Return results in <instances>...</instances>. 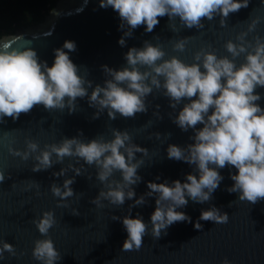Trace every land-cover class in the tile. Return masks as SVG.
I'll return each mask as SVG.
<instances>
[{"label": "clouds", "instance_id": "clouds-1", "mask_svg": "<svg viewBox=\"0 0 264 264\" xmlns=\"http://www.w3.org/2000/svg\"><path fill=\"white\" fill-rule=\"evenodd\" d=\"M98 3L101 8L110 7L118 14L121 47L137 28L143 26L146 33H152L165 17L167 29L174 34L167 39L174 53H184L193 39L180 35L184 29H195L197 34L214 31L215 22L219 29L231 28L234 35L223 42L226 54L218 53L211 42H205L192 50L189 61L166 52L161 43L153 42L159 38L154 36L151 41L144 40L141 47H128L123 54L125 64L119 68L101 65L102 84L89 79V70L70 58L69 53L76 51L74 41L65 40L61 47L53 49L54 58L49 65L34 47L22 43L20 36L14 39L17 43L7 36L0 37V124L5 118L16 121L37 107L48 113L66 110L72 114L79 110L78 101L82 99L95 110L92 119L105 112L109 121L135 119L137 114L148 112L147 98L159 93L172 110L167 113L171 122L183 132L191 129L194 133L189 137L192 143L167 144V158L187 163L192 171L185 174L183 182L148 181V191L137 196L133 186L142 180L138 171L144 166L143 157L149 149L134 143L127 129L115 127H110V138L100 133L92 139H82L83 132L77 130L76 136L61 137L58 142L45 143L43 147L26 137L22 149L9 142L8 153L21 161L31 159L32 172L48 170L54 164L64 165L65 158H72L80 165L68 163L52 173L64 177L62 184L55 181L49 184L51 194L58 198L57 208H68L69 198L82 195L71 185L76 176L83 175L85 166L94 168L95 179L102 185L89 201L97 209L106 207L105 201L119 207L128 200L132 201L128 206L130 213L133 207L146 204L147 197L155 196L150 223L139 213L135 217L111 215L112 220L122 222L127 232L123 251H139L146 235L157 240L178 222H191L197 230L203 228L199 221L227 223L229 214L210 203L224 179L220 171L224 168L229 169L233 181L225 190L238 197L229 207L237 201L256 204L264 200V107L258 103L264 96L257 91L264 89V0H260V6L246 20L235 24L229 23L230 16L247 8L250 0H98ZM152 107V115L162 120L160 105ZM152 124L148 120L140 127L146 129ZM16 130L2 132L0 137ZM161 136L160 132L149 133L150 138L157 140ZM69 169L73 176L66 175ZM10 178V173L0 169V184ZM159 179L157 176L156 180ZM40 186L33 180L24 190L35 188L36 195H40ZM189 200L210 205L201 210L195 222L178 210L186 207ZM70 214L81 215L78 208H73ZM31 222L40 234L33 240L32 259L39 264H56L62 254L49 235L50 229L58 224L54 211L42 210ZM5 253L9 257L23 255L14 244L0 238V260L5 259ZM220 264L231 261L224 257Z\"/></svg>", "mask_w": 264, "mask_h": 264}, {"label": "water", "instance_id": "water-1", "mask_svg": "<svg viewBox=\"0 0 264 264\" xmlns=\"http://www.w3.org/2000/svg\"><path fill=\"white\" fill-rule=\"evenodd\" d=\"M259 6L260 0H250L247 8L230 16L229 23L246 20L252 10ZM51 10L41 22L1 37L7 36L12 43H17L14 39L20 36L21 42L34 47L39 57L49 65L53 62V49L61 47L65 40L74 41L76 51L69 53L70 58L78 66H85L89 70V79L101 84L104 80L101 65L119 68L125 64L123 54L128 47H141L144 40L151 41L154 36L159 38L153 42L161 43L166 52L189 61L192 50L205 42H211L218 53L226 54L222 47L223 42L234 35L231 28L219 29L215 22L214 31L197 34L195 29H184L180 35L193 36V39L188 42L184 53H174L167 41L174 34L167 29L165 17L160 19L152 33H146L143 26L137 28L133 36L126 40V45L121 47L118 44L122 35L118 29V14L110 7L101 8L98 0H56ZM205 23L207 28V22ZM257 91L264 96V89ZM147 101L150 107L146 114H137L135 119L127 120L117 118L109 121L106 112L98 119H92L95 110L88 106L86 99L78 101L79 110L72 114L66 110L64 113H48L42 107H37L30 114L21 115L16 121L5 118V122L0 124V133L17 130L0 137L3 145L0 146V169L6 174L10 173L11 177L0 184V238L14 244L17 252L22 251L23 255L9 257L5 253V259L0 260V264H39L32 259L31 249L33 240L40 234L31 221L42 210L48 209L54 211L58 221L57 226L49 231L55 247L62 254V259L56 264H220L224 257L231 264H264V200L256 204L237 201L229 207L230 202L238 197L236 193L225 190L233 183L229 178L228 168L220 170L224 179L210 202L229 214L227 223L199 221L203 228L197 230L191 222H178L171 225L167 234L157 240L146 235L144 245L139 251H123L122 244L127 232L122 222L112 220L111 215L135 217L139 213L145 222L150 223V214L155 209V196L147 197L146 204L133 207L130 213L128 206L132 201L128 200L119 207L108 205L105 201L107 206L97 209L89 201L97 195L102 185L95 179L94 168L85 166L82 169L83 175L76 176L75 183L71 185L75 192L82 195L69 198L68 208H57L58 198L51 194L49 184L53 181L62 184L64 177H55L52 173L66 167L68 163L76 164V161L65 158L64 165L54 164L48 170L32 172L31 159L21 161L7 151L6 145L9 142L22 149L26 137L36 140L43 147L45 143L58 142L61 137L76 136L77 130L83 132L82 139H92L100 133L105 138H110V127L127 129L132 134L134 143L149 149L148 155L143 157L144 166L138 171L142 180L133 186L137 196L148 191V181L183 182L185 174L191 172L192 168L183 161L169 160L166 147L169 143L181 146L192 143L189 137L194 133L191 129L183 132L171 122L167 113L172 110L168 107L167 99L159 93L150 95ZM258 103L264 107V98ZM155 104L160 105L162 120H156L152 115V105ZM148 120L153 121L152 126L142 129L140 126ZM151 132H160L162 136L159 140L150 138ZM165 133H171L170 137L163 136ZM66 175L73 176L74 173L69 169ZM157 176L160 177L159 180H156ZM33 180L41 185L40 195H36L35 188L24 190ZM209 206L208 203L199 204L189 200L186 207L178 210L185 212L195 222L201 210ZM73 208H78L81 215H71Z\"/></svg>", "mask_w": 264, "mask_h": 264}, {"label": "trees", "instance_id": "trees-1", "mask_svg": "<svg viewBox=\"0 0 264 264\" xmlns=\"http://www.w3.org/2000/svg\"><path fill=\"white\" fill-rule=\"evenodd\" d=\"M56 0H0V37L41 22Z\"/></svg>", "mask_w": 264, "mask_h": 264}]
</instances>
